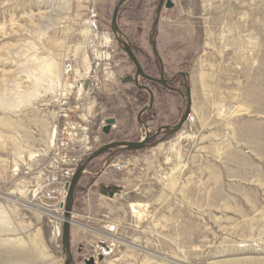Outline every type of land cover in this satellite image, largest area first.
I'll use <instances>...</instances> for the list:
<instances>
[{
  "label": "rangeland",
  "instance_id": "374dc122",
  "mask_svg": "<svg viewBox=\"0 0 264 264\" xmlns=\"http://www.w3.org/2000/svg\"><path fill=\"white\" fill-rule=\"evenodd\" d=\"M119 1L0 0V264H65L64 211L43 183L186 110L160 86L138 121L150 96L124 81L136 69L113 31ZM159 2L123 4L121 38L151 75L188 74L192 112L177 133L88 165L72 264H264V0H173L157 20Z\"/></svg>",
  "mask_w": 264,
  "mask_h": 264
},
{
  "label": "water",
  "instance_id": "95a60500",
  "mask_svg": "<svg viewBox=\"0 0 264 264\" xmlns=\"http://www.w3.org/2000/svg\"><path fill=\"white\" fill-rule=\"evenodd\" d=\"M130 0H120L115 9H114V13H113V17H112V27H113V31L115 33V36L118 40V42L123 46V49L126 51V53L128 54L129 58L131 59V61L134 63L135 67H136V73L135 76L132 77L131 75H128V77L126 79H124L125 82L127 81H134V83L136 84V86L138 88H145L146 90H148L152 96L151 101H150V105L148 107H146L144 110L145 111L147 109H150L153 106V93L150 89V87L148 86H142L139 83V78L143 77L147 80H154L157 82H160L163 86H165L166 88L172 90V91H177L179 93H183L181 89L176 88L171 86L167 80H159L156 77H152L148 74L145 73L139 59L136 57L135 53L133 52V49L131 47V43L129 41L123 40L121 38V36H123L122 30L119 27L118 24V17H119V13H120V9L123 6V4H125L126 2H128ZM165 0H161L158 10H157V20L160 17V13L161 10L163 8V2ZM174 6L173 0H166V7L167 8H171ZM157 22V21H156ZM153 52L154 54L160 59V56L158 54V50H157V45H156V41H153ZM181 74L184 76L185 78V82H186V89H185V93H183V96L186 97L187 99V104H186V110L184 112V114L182 115L180 121L175 124V125H165L162 126L160 128H158L155 132V134L153 136H149L147 135L145 138L141 139L140 141H121V142H114L108 145H104L103 147H100L99 149H97L96 151L92 152L85 161H83L81 164H79V166L76 168L75 173L73 175V178L71 179L70 182V186H69V190H68V195L66 198L65 203L63 204V208H64V220H63V228H62V235H63V245L65 247V251L67 253V258L65 260V264H72L73 262V256H72V252H71V224H72V211H73V202H74V195H75V190L76 187L78 185V183L80 182L84 172L86 171L88 165L98 156H100L101 154L105 153L106 151H108L110 148H114V147H120L121 149H130V150H139V149H143L146 146L149 145L150 141L152 139H154L160 132L161 130H166L167 134H174L177 133L178 131H180L182 129V127L184 126L185 122L189 119L190 114L192 112V92H191V86H189L188 84V74L181 72ZM116 122L115 118H109L107 119V125L105 127V132L108 133L110 131V128L112 127V125ZM110 195H114L116 188H107Z\"/></svg>",
  "mask_w": 264,
  "mask_h": 264
},
{
  "label": "built area",
  "instance_id": "2783aa9c",
  "mask_svg": "<svg viewBox=\"0 0 264 264\" xmlns=\"http://www.w3.org/2000/svg\"><path fill=\"white\" fill-rule=\"evenodd\" d=\"M114 167L117 170H121L122 165L118 163L115 164ZM75 170V167H67L63 168L61 173L57 176L51 175L50 178L43 183L41 189L37 193L41 195L42 200H51L52 202L57 203L58 206L55 209L56 211H59L60 209L64 211L63 204L66 201L70 182ZM55 184H60L61 187H54ZM50 206L52 205L50 204Z\"/></svg>",
  "mask_w": 264,
  "mask_h": 264
},
{
  "label": "flooded vegetation",
  "instance_id": "af4514ba",
  "mask_svg": "<svg viewBox=\"0 0 264 264\" xmlns=\"http://www.w3.org/2000/svg\"><path fill=\"white\" fill-rule=\"evenodd\" d=\"M160 2H161V0H160ZM160 2H159V4H160ZM127 3V2H126ZM164 6H166V0L163 2V7ZM119 17H120V15H119ZM119 17H118V20H119ZM153 45V44H152ZM120 46L123 48V46L120 44ZM131 47H132V49H133V52L135 53V55H136V57L138 58V56H137V54H136V51L134 50V48H133V46H132V44H131ZM134 64V63H133ZM142 65V64H141ZM135 66V65H134ZM143 67V66H142ZM135 69H136V67H135ZM143 69H144V67H143ZM144 71H145V73L146 74H148V75H150V76H152V77H156L157 79H159V80H167L168 81V83L171 85V86H173V87H176V86H174V84L176 83V81L178 80V78L179 77H183V79L185 80V78H184V76L181 74V72L180 73H178L177 75H174L172 78H168L167 76H166V74H165V72H164V66H160V74H159V77H157V76H154V75H151L150 73H149V71L147 70V68H145L144 69ZM135 73H136V70H135ZM132 76V75H131ZM135 76V75H134ZM134 76H132V77H134ZM140 78H143V77H140ZM140 78H139V83H140ZM145 81H147V85H144V84H141L140 83V85H142V86H148V87H150V89H151V91H152V93H153V100H154V102H153V106L150 108V109H147V110H145V111H142V110H144L146 107H148L149 105H150V101H151V98H152V96H151V94H150V92L148 91V90H146L145 88H138V90L140 91V92H148L149 93V96H150V99H149V104L148 105H146L145 107H143L141 110H140V112H139V114H138V121H145V116L147 115V114H149L152 110H153V108H154V106L156 105V102H157V98L155 97V95H154V88H158V87H165V86H163L160 82H157V81H154V80H147V79H145V78H143ZM186 86V85H185ZM176 88H179V89H181L182 90V92L183 93H185V89H184V87H176ZM177 92V91H176ZM179 93V92H178ZM183 93H179L182 97H184L183 96ZM186 98V97H185ZM162 126H165V125H162ZM162 126H160V127H162ZM159 127V128H160ZM165 131V134H167V131L166 130H161V132L154 138V139H152L151 141H153V140H155V139H157L163 132ZM156 132V131H155ZM155 132H153V133H147L146 134V136L147 135H149V136H153L154 134H155ZM121 141H130V140H115V141H111V142H109V143H107L106 145H108V144H111V143H114V142H121ZM150 141V142H151ZM118 147V146H117ZM117 147H114V148H117ZM120 148V147H119ZM110 150H113V148H110L108 151H110ZM108 151H106L105 153H107ZM104 153V154H105Z\"/></svg>",
  "mask_w": 264,
  "mask_h": 264
},
{
  "label": "bare ground",
  "instance_id": "6f19581e",
  "mask_svg": "<svg viewBox=\"0 0 264 264\" xmlns=\"http://www.w3.org/2000/svg\"><path fill=\"white\" fill-rule=\"evenodd\" d=\"M59 218H62L64 220V215H58Z\"/></svg>",
  "mask_w": 264,
  "mask_h": 264
}]
</instances>
